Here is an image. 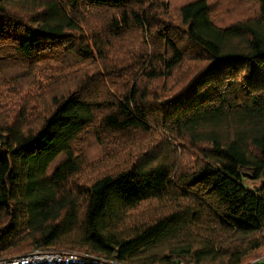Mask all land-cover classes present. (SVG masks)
Segmentation results:
<instances>
[{"label":"trees","instance_id":"16d2710c","mask_svg":"<svg viewBox=\"0 0 264 264\" xmlns=\"http://www.w3.org/2000/svg\"><path fill=\"white\" fill-rule=\"evenodd\" d=\"M262 246L264 0H0V260Z\"/></svg>","mask_w":264,"mask_h":264},{"label":"built area","instance_id":"2783aa9c","mask_svg":"<svg viewBox=\"0 0 264 264\" xmlns=\"http://www.w3.org/2000/svg\"><path fill=\"white\" fill-rule=\"evenodd\" d=\"M0 264H126L109 255L97 253L90 247L72 248L55 251L34 248L31 251L10 259L0 260ZM154 264H164L157 262ZM171 264H184L183 261Z\"/></svg>","mask_w":264,"mask_h":264},{"label":"rangeland","instance_id":"374dc122","mask_svg":"<svg viewBox=\"0 0 264 264\" xmlns=\"http://www.w3.org/2000/svg\"><path fill=\"white\" fill-rule=\"evenodd\" d=\"M262 255H264V249H262L260 251L257 250L256 252H251L250 254H248L245 257H243L242 263L258 260V259L261 258Z\"/></svg>","mask_w":264,"mask_h":264},{"label":"crops","instance_id":"0c3cea01","mask_svg":"<svg viewBox=\"0 0 264 264\" xmlns=\"http://www.w3.org/2000/svg\"><path fill=\"white\" fill-rule=\"evenodd\" d=\"M262 249H264V246H262V247H259V248H257V249H255L253 252H256L257 250H262ZM261 257H264V255H262Z\"/></svg>","mask_w":264,"mask_h":264}]
</instances>
